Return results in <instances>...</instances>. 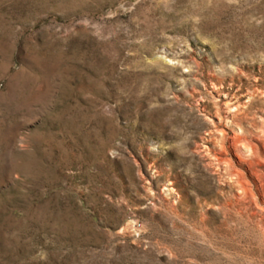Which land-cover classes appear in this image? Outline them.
<instances>
[{
  "label": "rangeland",
  "instance_id": "1",
  "mask_svg": "<svg viewBox=\"0 0 264 264\" xmlns=\"http://www.w3.org/2000/svg\"><path fill=\"white\" fill-rule=\"evenodd\" d=\"M0 264H264V0H0Z\"/></svg>",
  "mask_w": 264,
  "mask_h": 264
}]
</instances>
